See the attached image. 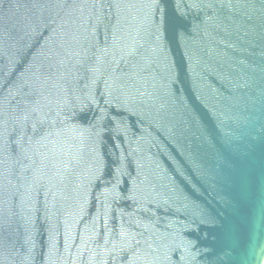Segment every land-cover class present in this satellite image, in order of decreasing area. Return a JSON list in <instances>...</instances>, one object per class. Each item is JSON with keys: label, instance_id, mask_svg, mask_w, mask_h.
Instances as JSON below:
<instances>
[{"label": "water", "instance_id": "obj_1", "mask_svg": "<svg viewBox=\"0 0 264 264\" xmlns=\"http://www.w3.org/2000/svg\"><path fill=\"white\" fill-rule=\"evenodd\" d=\"M0 264H264V0H0Z\"/></svg>", "mask_w": 264, "mask_h": 264}]
</instances>
